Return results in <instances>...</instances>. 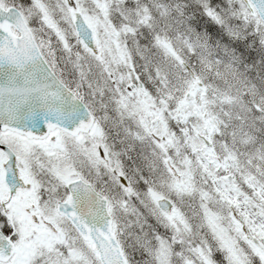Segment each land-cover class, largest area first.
Instances as JSON below:
<instances>
[{
  "label": "snow or ice",
  "instance_id": "obj_1",
  "mask_svg": "<svg viewBox=\"0 0 264 264\" xmlns=\"http://www.w3.org/2000/svg\"><path fill=\"white\" fill-rule=\"evenodd\" d=\"M0 264H264V0H0Z\"/></svg>",
  "mask_w": 264,
  "mask_h": 264
}]
</instances>
